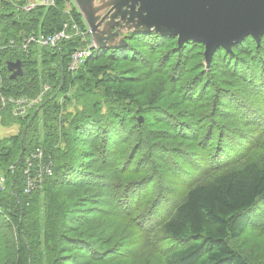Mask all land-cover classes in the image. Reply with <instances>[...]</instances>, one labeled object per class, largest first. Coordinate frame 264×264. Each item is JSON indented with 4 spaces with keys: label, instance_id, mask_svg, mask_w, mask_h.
Segmentation results:
<instances>
[{
    "label": "trees",
    "instance_id": "obj_1",
    "mask_svg": "<svg viewBox=\"0 0 264 264\" xmlns=\"http://www.w3.org/2000/svg\"><path fill=\"white\" fill-rule=\"evenodd\" d=\"M53 2L26 10L29 0H0V177L6 178L0 264H134L142 248L153 250L144 199L154 194L160 169L145 168L142 156L154 149L156 162H165L160 153L173 162L184 157L183 149L161 143L166 131L154 126L166 117L193 142L201 130L195 121L204 118L201 150L210 138L227 147L195 157L208 178L190 185L183 198L170 190L155 199V227L174 242L164 264H251L232 241L264 223V165L251 157L246 129L225 138L210 123L227 98L264 99V37L259 44L249 37L232 53L218 49L208 68L201 43L180 48L175 37L131 33L128 47L94 48L72 73L73 53L93 38L75 4ZM66 26L72 38L58 47L22 48L26 38L52 36ZM19 60L24 75L12 79L8 63ZM46 87L29 115L15 116L13 103L3 106L4 98L35 99ZM129 127L152 142L133 156L114 155L109 146ZM38 150L53 175L28 193L26 170Z\"/></svg>",
    "mask_w": 264,
    "mask_h": 264
},
{
    "label": "water",
    "instance_id": "obj_2",
    "mask_svg": "<svg viewBox=\"0 0 264 264\" xmlns=\"http://www.w3.org/2000/svg\"><path fill=\"white\" fill-rule=\"evenodd\" d=\"M70 1V0H68ZM99 49L128 47V34L178 39L205 46L209 68L220 48L232 53L252 37H264V0H74ZM11 78L24 75L22 61L8 63Z\"/></svg>",
    "mask_w": 264,
    "mask_h": 264
},
{
    "label": "rangeland",
    "instance_id": "obj_3",
    "mask_svg": "<svg viewBox=\"0 0 264 264\" xmlns=\"http://www.w3.org/2000/svg\"><path fill=\"white\" fill-rule=\"evenodd\" d=\"M29 1L30 3L41 2L40 0ZM70 2L75 4L74 0H70ZM260 98H262V100ZM219 107L221 109L219 108L215 110V113L211 117L210 124L221 128L222 133H225V138H230L232 135L240 134V128L246 129L248 131L246 144L248 145L247 147H251V157L264 165L263 97L258 95V98L254 100L247 95L235 96L233 98H227L226 100H223L222 105ZM186 119L192 120V115H188ZM246 121L251 123L250 127L244 126ZM195 125L196 127L201 128L200 137L195 142L189 140L188 138L180 137L179 130L174 127V119L171 117H166V119L164 118L163 123L154 126L156 129H164L166 131V136L162 139L161 143L172 146L175 149H183L184 152L182 155L184 157L182 160L178 159L176 162H173L169 161L168 155L160 153L164 156L165 162L168 163L165 164V162H156V152L154 149L146 152V155L142 156V158H144L142 161L145 165V168L151 169L152 167L156 166V168L160 169V178L158 180L156 189L154 190V194L144 199L145 214L147 220L153 228L154 249L151 250V247L149 246L142 248L137 254L138 259H135L134 264H164V255L167 253L169 247L174 244V242L165 238L158 228L155 227L157 216L158 219H160V210L155 206V204H153L155 199L158 196H161L162 198L167 197L166 193L170 190L175 191L178 199L183 198L190 185L204 182L208 178V176H205L200 172L199 168L194 163L195 157L204 158L209 153H212L215 147H227L224 145V143L217 142L213 138H210L207 146L208 149L201 150L200 147H206L203 146L202 142L208 134V126H206V120L204 118H202V120H196ZM129 128V134L119 136L115 144L109 146L110 150L114 151V155L118 154L120 157H129L130 155L133 156L135 151L138 153L145 148V143L149 144L152 142V138L145 139V137H142L140 131L134 130L131 127ZM130 133H133L132 138L130 137ZM176 137L179 138L177 142L174 140ZM155 148L158 150H165L167 147ZM229 160H233V157H230ZM179 165H181V167H179ZM140 166L143 167V164ZM183 184L184 187L182 189ZM160 188L163 189V192L159 191ZM262 206L263 205H261V207ZM261 244H264V223L259 227L248 230L246 235L240 240L232 241L233 247L246 256L251 264H264V253H261V251H264V248H260L259 245Z\"/></svg>",
    "mask_w": 264,
    "mask_h": 264
},
{
    "label": "built area",
    "instance_id": "obj_4",
    "mask_svg": "<svg viewBox=\"0 0 264 264\" xmlns=\"http://www.w3.org/2000/svg\"><path fill=\"white\" fill-rule=\"evenodd\" d=\"M7 1H14V0H7ZM18 1V0H15ZM40 3H30L24 8L26 10H31L37 7L38 5H53V0H40ZM76 30V33L78 34L79 31L77 27L74 28ZM70 29L69 26L62 29L60 32L52 35V36H45V35H39V36H31L29 38H26L24 40V43L22 45V48L27 51L28 47L33 44H39L41 46L45 47H58L62 42L67 41L72 38L71 34L69 33ZM90 34V33H89ZM10 46L14 47V42L10 44ZM94 48L97 49V47L92 44L89 45L86 48L78 49L76 50L73 55L72 59L69 64V71L74 73L76 72L86 61L87 59L92 55ZM50 90L49 87H46L45 90L42 92V94L35 99L30 98H17V99H3V106L6 107L7 103H13L14 104V110L13 113L15 116H24L29 115L32 110H34L37 105L42 101L45 94ZM39 162L36 164L35 162ZM26 174L28 175V186H27V192L29 193L31 190L36 188L37 184H42L46 177H51L53 175V168L52 163H45L44 162V152L42 150H38L36 154L32 157V162L29 161L28 169L26 170ZM6 186V178L0 177V192L5 189ZM0 212H2L1 202H0Z\"/></svg>",
    "mask_w": 264,
    "mask_h": 264
},
{
    "label": "clouds",
    "instance_id": "obj_5",
    "mask_svg": "<svg viewBox=\"0 0 264 264\" xmlns=\"http://www.w3.org/2000/svg\"><path fill=\"white\" fill-rule=\"evenodd\" d=\"M91 35V34H90ZM92 36V35H91ZM92 44H94V42L92 43Z\"/></svg>",
    "mask_w": 264,
    "mask_h": 264
},
{
    "label": "crops",
    "instance_id": "obj_6",
    "mask_svg": "<svg viewBox=\"0 0 264 264\" xmlns=\"http://www.w3.org/2000/svg\"><path fill=\"white\" fill-rule=\"evenodd\" d=\"M11 131H15V130H11Z\"/></svg>",
    "mask_w": 264,
    "mask_h": 264
}]
</instances>
